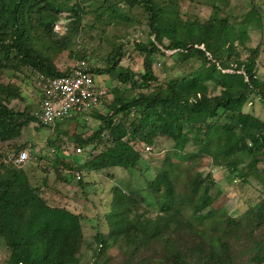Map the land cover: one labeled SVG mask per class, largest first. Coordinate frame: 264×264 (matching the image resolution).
I'll return each mask as SVG.
<instances>
[{
  "label": "trees",
  "instance_id": "1",
  "mask_svg": "<svg viewBox=\"0 0 264 264\" xmlns=\"http://www.w3.org/2000/svg\"><path fill=\"white\" fill-rule=\"evenodd\" d=\"M120 1L129 10L140 9L147 26L146 42L133 44L142 57V72L121 68L123 45L108 54L103 67H82L117 82L101 100L106 112L90 113L99 123L97 129L87 136L73 134L71 156L58 138L48 140L53 158L36 185L24 168L34 144L16 148L10 159L0 152L5 264H79L84 246L91 250L90 264H105L111 246L124 256L120 264H264V193L232 218L215 207L216 187L210 174L202 176L196 169L183 180L184 172H189L186 165L200 156L238 178L245 167L250 173L259 166L264 170V119L243 111L253 100L264 109V80L258 76L260 45L248 46L247 33L214 10L205 22L183 21L174 3ZM117 3L103 12L118 14ZM103 12L96 14L101 17ZM86 15L84 6L69 0H0V143L18 138L37 111L9 107L21 95L17 87L2 82L3 74L25 69L47 77L67 75L73 67L60 68L62 56L79 62L87 55L76 48ZM62 21L66 29L59 33L53 26ZM216 46L227 52L226 63L210 57ZM165 51L176 52L183 67H197L183 77L160 82L153 64ZM207 82L217 84L219 93L209 94ZM109 95L112 99L106 102ZM78 115L64 120L79 122ZM157 137L171 140L173 151L163 156L159 172L146 184L157 206L154 215L138 213L140 203L146 202L139 190L112 186L110 209L104 216L108 232H96L89 245L82 232L84 215L48 204L44 193L54 187L48 182L50 169L55 181L65 186L75 183L83 193L87 183L81 177L76 180L75 173L98 174L112 168L141 172L137 147L152 145ZM187 144L197 151L183 154ZM76 148L89 150V157L75 160ZM23 149L28 157L17 165L14 159ZM261 183L264 187V179ZM173 209L182 213L176 223L168 216Z\"/></svg>",
  "mask_w": 264,
  "mask_h": 264
},
{
  "label": "rangeland",
  "instance_id": "2",
  "mask_svg": "<svg viewBox=\"0 0 264 264\" xmlns=\"http://www.w3.org/2000/svg\"><path fill=\"white\" fill-rule=\"evenodd\" d=\"M120 0H69L72 4L79 2L87 10V15L83 20V28L77 39L76 48H83L86 51L84 60L65 58L62 56L60 68L70 69L72 67H103L106 64V58L117 45H123L122 58L120 66L122 69L133 71L134 73L142 72V57L135 50V42H146L147 26L142 18L140 9L129 10L125 3H117ZM163 5L175 4L180 18L185 20L205 22L213 10L218 12L219 17H227L233 25L245 31L248 35L246 44L250 47L260 45V55L258 58L259 78L264 80V0H160ZM114 10L118 14L113 15L112 11L103 12L108 6L115 4ZM96 12L102 14L98 17ZM65 13H62L64 16ZM42 20H48L44 14H38ZM54 30L63 33L66 29V23L58 22L54 24ZM165 43H167L165 41ZM210 57L218 63H226L227 52L216 46L210 53ZM178 54L173 51H165V56H159L153 64V70L160 82L170 79L183 77L186 72L195 70L197 65L191 64L183 67L178 61ZM4 84L11 83L20 91L21 98L11 101L9 107L14 110L22 111L27 109L35 112L40 103L39 92L33 86V77L28 70L23 69L20 72H5L2 76ZM97 84L110 89L117 86V82H110L107 75L96 76ZM208 93L218 94L220 87L217 84L207 82ZM200 86V85H199ZM202 89V88H201ZM121 91L123 88L121 86ZM112 99L109 95L106 102ZM105 105L99 104L93 110L101 113L106 112ZM244 112L251 113L256 117L264 119V109L258 100L247 103ZM79 122L71 120H55L48 127L38 125L34 119L27 124L22 130L21 135L11 141L0 143V152L6 153L8 159L15 156L14 150L29 144H34L32 155L28 163L24 166L32 184L36 185L41 182L44 176L43 169L49 167L53 153L47 147L46 142L58 138L62 142V149L68 146L67 151L72 155L73 143L71 138L74 135L87 136L95 131L99 125L98 121L89 115H78ZM62 123V124H61ZM70 140V141H69ZM89 149V148H88ZM141 152V172L127 171L121 168H112L104 170L98 174H79L81 179L87 183L82 193L75 183L64 185L55 181V173L49 170V185L54 187L47 188L44 197L51 206H65L74 213L84 215L81 222L82 232L85 242L89 245L93 243V236L96 232L106 234L108 226L104 218L110 209L111 187L117 186L126 191L139 190L140 195L145 198V203H140L138 213L154 215L157 212V206L152 196L146 189L147 181L154 178L159 172L162 165V158L165 154L173 151V142L165 137H157L152 145H141L137 147ZM26 151L25 149L21 150ZM60 151V150H59ZM87 150L84 154L73 155L75 160L87 159L89 156ZM197 151L193 145L187 144L183 154H193ZM19 152V153H20ZM61 152V151H60ZM63 153V151H62ZM248 160L249 157H246ZM176 161V159H172ZM188 166V167H187ZM187 173L184 172L183 180L190 178L189 173L199 171L202 176L210 174L215 183L214 194L217 199L214 203L216 208H221L232 217H239L248 207L254 205L262 198L264 187L261 183L264 179V170L261 166L250 173L247 167L242 168V177H235L227 172L225 168L211 165L210 159L200 156L196 161L186 165ZM76 176V173H75ZM134 197H138L135 195ZM185 210V214H189ZM182 213L176 210L168 212L172 223H176ZM7 257L3 242L0 238V264H5ZM105 264H120L123 259L121 251L116 246H111L107 251ZM91 250L87 246L82 248L79 264H90Z\"/></svg>",
  "mask_w": 264,
  "mask_h": 264
},
{
  "label": "built area",
  "instance_id": "3",
  "mask_svg": "<svg viewBox=\"0 0 264 264\" xmlns=\"http://www.w3.org/2000/svg\"><path fill=\"white\" fill-rule=\"evenodd\" d=\"M33 77V86L39 92L40 103L34 113L39 125L50 126L55 120H64L72 115H89L107 96L106 88L97 84L96 76L82 67H73L60 77H47L36 71H28ZM75 154H84L82 148H76ZM28 157L22 151L14 159L19 165ZM80 175L76 174V180Z\"/></svg>",
  "mask_w": 264,
  "mask_h": 264
},
{
  "label": "crops",
  "instance_id": "4",
  "mask_svg": "<svg viewBox=\"0 0 264 264\" xmlns=\"http://www.w3.org/2000/svg\"><path fill=\"white\" fill-rule=\"evenodd\" d=\"M40 96V95H39ZM40 98V97H39Z\"/></svg>",
  "mask_w": 264,
  "mask_h": 264
}]
</instances>
